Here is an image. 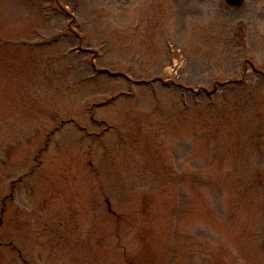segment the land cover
<instances>
[{"label":"rangeland","instance_id":"1","mask_svg":"<svg viewBox=\"0 0 264 264\" xmlns=\"http://www.w3.org/2000/svg\"><path fill=\"white\" fill-rule=\"evenodd\" d=\"M0 264H264V0H0Z\"/></svg>","mask_w":264,"mask_h":264},{"label":"water","instance_id":"2","mask_svg":"<svg viewBox=\"0 0 264 264\" xmlns=\"http://www.w3.org/2000/svg\"><path fill=\"white\" fill-rule=\"evenodd\" d=\"M224 2L230 8H238L243 5L244 0H224Z\"/></svg>","mask_w":264,"mask_h":264}]
</instances>
